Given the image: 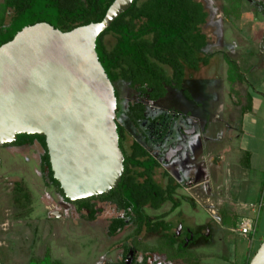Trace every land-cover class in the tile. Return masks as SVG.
<instances>
[{
    "label": "trees",
    "instance_id": "1",
    "mask_svg": "<svg viewBox=\"0 0 264 264\" xmlns=\"http://www.w3.org/2000/svg\"><path fill=\"white\" fill-rule=\"evenodd\" d=\"M114 1L3 0L0 4V47L11 41L23 28L37 23L45 22L62 32H69L80 26L101 22ZM225 1L222 16L226 20L240 19L243 0ZM261 6L264 8V4ZM9 12L12 15L8 22ZM208 19V11L198 0H134L132 6L96 41L99 61L114 86L118 100L117 125L120 148L125 156V169L117 189L107 195L77 201L75 204L79 212L84 213L90 221L95 220L100 212L93 200L115 206L124 217L115 218L110 224L108 235L111 237L123 231L131 222L137 225V233L144 228H147L148 232L165 231L158 248L160 254L174 245V238L170 233L172 226L163 220L168 215L166 213L151 223L149 216L145 214V206L151 205L157 210L164 204L171 203L172 210H176L180 205L174 198L178 185H173L171 178L168 180L170 185L164 188L155 182L153 172L160 164L149 156L141 142L134 141L131 153L127 152L124 146L126 129L118 119L120 116H126L131 122L132 134L142 136L143 143H150L147 127L142 124L146 122L147 126L151 125L150 123H155L158 118L147 115V105L140 99H163L168 95L170 86L179 91L185 89L187 70L195 71L201 66H209L217 54L224 58L228 67L227 78L232 85L246 82V76L236 61L224 52H211L210 39L203 30ZM108 35L116 39L111 48L104 42ZM168 71H171V74ZM123 86L131 90L132 97L139 93L137 99L123 104ZM185 96L191 99L187 90ZM248 98L251 102V98ZM35 143L43 149L40 167L46 187H54L64 201L72 203L65 197L60 184L53 177L45 136L19 135L17 142L12 146H33ZM138 168L145 171L137 172ZM15 190L17 199L24 197L30 200L21 185L17 184ZM186 200L192 206L195 205L189 198L186 197ZM219 213L222 227H238V218L231 211L222 208ZM252 250L246 264L250 263L257 251ZM178 251L176 258H180L184 253L181 249ZM148 259L149 256H145L143 262L146 264Z\"/></svg>",
    "mask_w": 264,
    "mask_h": 264
},
{
    "label": "water",
    "instance_id": "2",
    "mask_svg": "<svg viewBox=\"0 0 264 264\" xmlns=\"http://www.w3.org/2000/svg\"><path fill=\"white\" fill-rule=\"evenodd\" d=\"M134 0L69 32L27 26L0 47V147L45 136L54 179L77 202L109 194L124 174L118 100L96 52L98 37ZM249 264H264V240Z\"/></svg>",
    "mask_w": 264,
    "mask_h": 264
},
{
    "label": "crops",
    "instance_id": "3",
    "mask_svg": "<svg viewBox=\"0 0 264 264\" xmlns=\"http://www.w3.org/2000/svg\"><path fill=\"white\" fill-rule=\"evenodd\" d=\"M262 4H264V0ZM247 44L243 54L242 52L239 53V50L236 51L237 58L232 60L236 61L239 66L241 62L254 65L252 72H249H251V80L259 88L257 89L251 82L255 88L250 90L253 89L254 91H247L244 102L241 104L238 102V98L235 97V93H232L231 88L226 94L225 91L217 94L215 89H210L214 80H203V170L201 179L203 188L210 192L207 193V201L212 198L211 191L214 192L220 209L224 208L235 214L238 218V225L243 220H251L256 228V233L248 237L233 231V229H226L221 226L220 218H213V220L207 218L208 222H203V225L200 223L202 221L197 220L196 223L202 226V250L195 253L196 258L191 253L182 254L181 260L176 258V251H174L172 254L173 262L167 261V264H197V262L209 264V260L221 261L225 264H246L251 250L239 254L240 242H237L239 245L235 243L236 238L234 237L241 235L246 240L251 238L252 243L258 237L261 240L264 238L262 233L258 234L257 231L260 210L264 208V74L258 71L260 70L258 69L259 64L256 63L260 62L259 57L264 59V49L257 50L258 45H251L249 42ZM262 44L264 45V42ZM231 47L236 49L239 46L224 45V52H228L229 57ZM232 52L235 51L232 50ZM218 55L220 54L212 58L211 64L216 61ZM207 84L209 85L206 86ZM220 94L222 98L219 96ZM248 97L251 98V102ZM228 103L229 105H227ZM233 104L240 108L239 112L235 111ZM233 112L234 114H232ZM226 115H229V122L224 124L223 120ZM236 126L238 128L233 133ZM222 130L225 133L230 132L229 137H220ZM239 132L240 134L237 135ZM256 134L261 137H257ZM218 139H221L222 142L225 139V146H228V148L225 147L226 150L219 151ZM6 148L9 153H22L27 146H8ZM3 149L4 147H0V150ZM10 186L4 182L2 186L4 191L0 198V264H48V262L49 264H62L63 251L58 250L60 244L57 238L60 236L59 227L64 225L67 220H64L63 216L53 220L52 213L54 211H51L53 209L44 204H42L44 205L43 214L44 216L48 215V217L44 218L43 216L40 219L32 217L33 209L30 200H26L24 197L17 199L15 188L12 189L15 193L12 198L6 196V192L9 195L12 192ZM1 190L0 188V192ZM198 208L202 209V206L200 205ZM45 211H48V214H45ZM225 235L234 238L233 250H231L232 247L223 246L221 248L220 245L217 246V243L222 241V237ZM54 239L56 240L53 243ZM246 247L249 248L247 245ZM143 251L141 254H144ZM202 254H204L203 257ZM78 256V253L72 255L74 260Z\"/></svg>",
    "mask_w": 264,
    "mask_h": 264
},
{
    "label": "rangeland",
    "instance_id": "4",
    "mask_svg": "<svg viewBox=\"0 0 264 264\" xmlns=\"http://www.w3.org/2000/svg\"><path fill=\"white\" fill-rule=\"evenodd\" d=\"M202 2L206 8V10L209 13V19L207 24L203 27L204 32L207 34L208 38L210 39L211 43V52H224V45L227 46H239L236 47V49H233L231 47L230 51V58L236 59V51L239 50V53L246 50L245 46L247 42H249L251 45H258L257 50L260 48L264 49V45L262 42H264V8L261 6L263 0H243L241 11L242 16L238 20H226L222 16V12L224 11V7L226 4L225 0H198ZM3 2V0H0V4ZM11 12L8 13V22L11 19ZM231 22V24H230ZM235 23V24H233ZM230 24V25H229ZM105 44L108 48H111L113 44L116 42V39L112 35H108L105 38ZM234 47V48H235ZM222 50V51H221ZM235 51V52H232ZM227 54L226 52H224ZM218 58L216 61H214L212 64L210 63L207 67H200L198 71H192L187 70V77L188 78H202V85H204L203 80H214L213 85L210 87L211 90L215 89L217 94L220 92L225 91L229 92L230 88L232 89V93H235V97L238 98V102L241 104L245 101L247 91H249L251 88H259L255 82L251 80V72L254 68V65L252 63H242L240 69L245 74L246 82L243 83H235L231 84L228 77V67L225 65V61L222 55H218ZM260 58V62H256L259 64V68L263 74H264V59ZM216 62V63H215ZM243 67V68H242ZM251 71V72H249ZM227 76V77H226ZM209 82V81H208ZM248 82V83H247ZM253 86L252 85V83ZM250 83V84H249ZM193 85H196L198 87H201L197 80L192 81ZM207 84L206 86H208ZM252 85V86H251ZM208 89V88H207ZM253 92L254 90H250ZM256 91V90H255ZM121 96L122 99H129V90L123 86L121 88ZM221 98V94L219 95ZM122 100V101H123ZM124 104V101H123ZM236 104V103H235ZM229 105V103L227 104ZM234 105V104H233ZM193 106V105H190ZM189 106V107H190ZM235 111L239 112L240 108H237V105H234ZM226 108V107H225ZM232 108V107H231ZM227 109V108H226ZM234 114V112L232 113ZM224 118V124L229 122V115L225 116ZM121 123L123 121V116H120L118 119ZM239 122V121H238ZM237 126L233 130V133H235ZM250 129V128H249ZM238 131V130H237ZM230 133V132H229ZM221 131L220 137L224 136V138L229 137L228 134ZM237 133V135H239ZM126 142H125V148L128 152H130V146L133 142V136L130 132H127ZM257 137H261L258 134H256ZM218 145L220 146V150H226L225 147L228 148V146H225L226 143L221 141V139H218ZM238 141V140H237ZM249 143V142H248ZM224 147V148H222ZM10 151V150H9ZM2 152V153H1ZM43 154V149L38 143H35L33 146H27V148L22 153H9L8 149L4 147L3 150H0V188L2 189L0 192V198L3 195V185L4 182L6 185H11L10 191H12L13 188L17 184L21 185L25 191L29 195V199L31 201L32 205V217H37L40 219L44 216L43 209L44 205H49L53 211L60 212L64 215V220H67V222L59 227L60 230V236L57 238L58 243V250L63 251L62 255L65 257V263L66 264H91L92 261L96 262V264H100L103 261H105L107 264H117L116 254L119 252L117 245L124 240H128V244L130 243V240L127 239L133 234L134 228L132 226L126 228V231L122 233L119 236H116L115 238H107L106 235V221L105 219L110 218L114 214L117 213V210L112 205H104V213H102L98 221L95 224H91L86 219H83L85 217L84 213H78L76 211V205L72 203H68L62 199L60 194L57 192V190L54 187H46L45 181L41 172L40 167V157ZM203 170V169H202ZM162 170H158L156 175V180L161 183L162 185L165 184V180L162 178L161 175ZM210 189V188H209ZM202 192L201 198L196 196L195 192L190 190H183L179 194H185L187 196L190 195L194 196L200 205L202 206L201 210H197L194 212L193 207L186 203L181 206V212H184V217L189 220L185 213L188 216L194 215V217L201 218L202 219V225L203 222H208L209 218L210 220L213 218H220V208L218 205V200L214 194L212 193V198L210 201L206 200L207 192L205 188L202 186ZM209 191V190H208ZM15 193L13 191L9 195L6 192V196L12 198ZM41 204V205H39ZM44 204V205H42ZM171 209V204H166L161 210L159 211H153L152 214H161L163 212H169ZM183 210V211H182ZM209 212V213H208ZM174 213V216L169 217L170 219L174 220L177 218V215L179 212ZM45 214H48V211H45ZM53 214V213H52ZM202 214V216H201ZM210 214V215H209ZM62 215V216H63ZM48 215L44 216V218H47ZM61 218V217H60ZM52 219L55 220V216L52 215ZM207 219V220H206ZM259 225L257 228L258 234H261L264 236V208L260 210L259 214ZM213 222V221H212ZM33 228V227H31ZM236 229V228H235ZM233 229V231L235 230ZM32 231V230H31ZM144 235V234H143ZM142 235V236H143ZM237 235V234H236ZM214 236V235H213ZM234 238H236V242H240V245L238 246L239 254L242 252H247V250H257L260 246V243L263 242V240L258 239L252 243L251 238L249 240H246L241 237V235H237ZM234 238L225 235L222 237V241L217 243V246H223L227 248H231L234 243ZM56 239L53 240V243ZM162 240V236L154 235V234H145L143 237L142 242L148 247L152 246H159L160 247V241ZM92 241L95 242V244L92 245ZM231 241V242H230ZM248 241V242H247ZM142 243V244H143ZM249 243V244H248ZM202 245V243L198 244ZM198 245L191 246L190 250H186L183 255H188L191 253L194 258H196L195 253L198 252V250L202 249V247H198ZM246 245L249 247L247 249ZM224 247V248H225ZM62 248V249H61ZM176 252H179L178 249L174 248ZM219 247L217 248L218 251ZM234 247L231 248L233 250ZM237 251V252H238ZM166 252V249L164 250ZM78 253L79 256L77 259H73L72 255ZM238 254V255H239ZM157 258L159 259V264L165 260L168 259V257L163 254H156ZM204 254H202V257ZM241 258V257H240ZM242 259V258H241ZM162 261V262H161ZM202 261V260H201ZM49 264V262H48ZM209 264H225L221 261H215V260H209Z\"/></svg>",
    "mask_w": 264,
    "mask_h": 264
},
{
    "label": "flooded vegetation",
    "instance_id": "5",
    "mask_svg": "<svg viewBox=\"0 0 264 264\" xmlns=\"http://www.w3.org/2000/svg\"><path fill=\"white\" fill-rule=\"evenodd\" d=\"M196 71V70H195ZM198 71V70H197ZM169 74H171V71H168ZM197 80L201 87H198L196 85L192 84V81ZM125 88H127L125 86ZM129 90V99H124V102H130L131 99H137L139 93L137 95H133L131 90ZM187 90L190 95L191 99H188L185 96V91ZM131 96V97H130ZM203 93H202V78H188L187 72L185 77V89L179 91L172 86L168 87V95L160 99L158 101H152L148 98H142V102L146 103L147 105V115L153 118H158V120H155V123H150L151 125L144 122L142 124L143 127H147L148 130V140L150 143H143L142 136L134 135L131 132V122L128 121L126 116H123L122 124H124L127 132H130L132 134L133 142L131 146L133 145L134 141L141 142L142 146L147 150L149 156L160 164L159 167H157L153 172V179L155 182L160 185L161 187H167L169 186V178L173 180V185H178V188L174 194V198L177 202H179V207L176 210L171 209L169 212H163L161 214L153 215L151 212L153 211H159L161 210L166 204H164L160 209H153L151 205L145 206V214L149 216V220L152 222L156 221V218H158L162 214H168L164 217V221L166 223H169L172 226V230L170 233L173 236V242L174 245L172 248H166V252L159 253V246L155 247L152 246L148 248L143 242V237L145 234H154L159 236H164L165 231L160 232H148L147 228H144L140 233H137V225L133 224L132 222L125 227V229L121 232H119L117 235L111 237L108 235V228L112 221L115 218H123L124 216L122 213H120L117 209V213L111 216L108 219H105L106 221V235L107 238H115L116 236L121 235L126 231V228L132 226L134 228L133 234L127 239L130 240L131 244H128V240H124L123 242L119 243L117 245V248L119 252L116 254L117 264H139L143 263L145 256H149L148 262L146 264H157L159 263V259L157 258L156 254L163 255L165 254L168 259L165 261H161L162 264H167V261H172L174 258H172V254L175 251L174 248L178 250H183L185 252L186 250H190L191 246L198 245L199 243H202V226L197 224V220L202 221L201 218L188 216L186 213L185 215L190 218L187 220L184 217V212H181V206L183 204L186 205V203H189L186 200V197L189 198L190 201H193L195 203L192 210L197 211L201 210L200 203L197 201V199L194 196H187L185 194H179L183 190H190L192 189L196 196L201 198L202 192V104L203 101ZM193 105V106H190ZM190 106V107H189ZM118 111V110H117ZM162 117H159L161 116ZM127 137V135H126ZM126 142V140H125ZM124 142V146H125ZM144 144V145H143ZM12 146V145H11ZM131 146H130V152L131 153ZM8 147V146H6ZM126 149V148H125ZM125 162V161H124ZM158 170H162L161 175L162 178L165 180V184L162 185L156 180V175ZM144 169L138 168L137 172H144ZM167 174V176L165 175ZM44 178V177H43ZM143 182V181H142ZM46 186V185H45ZM100 197V196H99ZM92 198H98V197H92ZM91 199V198H89ZM93 203H95L96 209H98L100 212L98 213L95 220L90 221L86 217L83 219H86L91 224H95L98 221L99 216L104 213V205H112L108 202H100L99 200H93ZM72 204L76 205L75 202H72ZM171 204V203H170ZM113 206V205H112ZM115 207V206H114ZM116 208V207H115ZM76 211L78 213V206H76ZM183 211V210H182ZM175 212H179L177 215V218L174 220L170 219L169 217L174 216ZM176 213V214H177ZM53 215L55 218L60 219L62 218V215L60 212L54 211ZM202 216V214H201ZM64 217V215H63ZM128 221V220H126ZM130 222V221H128ZM127 222V223H128ZM202 223V222H200ZM144 234V235H143ZM143 235V236H142ZM143 243V244H142ZM95 244V242L92 241V245ZM198 247H202V245H198ZM144 250V251H143ZM147 250H152L153 252H148ZM202 250V249H200ZM143 251L144 254H141ZM199 251V250H198ZM145 255V256H144ZM183 256V255H182ZM144 257V258H143ZM143 259V260H142ZM178 260H181V258H177ZM62 264L65 263V257L63 256ZM91 264H96V262H93ZM100 264H107L105 261H103Z\"/></svg>",
    "mask_w": 264,
    "mask_h": 264
},
{
    "label": "built area",
    "instance_id": "6",
    "mask_svg": "<svg viewBox=\"0 0 264 264\" xmlns=\"http://www.w3.org/2000/svg\"><path fill=\"white\" fill-rule=\"evenodd\" d=\"M235 231L243 236H252L256 233V228L251 220H243L239 223Z\"/></svg>",
    "mask_w": 264,
    "mask_h": 264
}]
</instances>
